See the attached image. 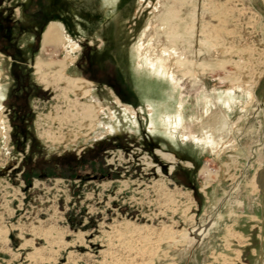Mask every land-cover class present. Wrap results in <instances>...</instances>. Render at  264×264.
Wrapping results in <instances>:
<instances>
[{
	"label": "rangeland",
	"instance_id": "rangeland-1",
	"mask_svg": "<svg viewBox=\"0 0 264 264\" xmlns=\"http://www.w3.org/2000/svg\"><path fill=\"white\" fill-rule=\"evenodd\" d=\"M259 8L254 0H0V19L30 30L20 44L50 93L31 101L32 158L118 145L102 181L55 167L45 177L40 167L30 172L11 137L0 52V264H264ZM49 23L63 26L60 46H42ZM39 64L64 82L43 84Z\"/></svg>",
	"mask_w": 264,
	"mask_h": 264
},
{
	"label": "flooded vegetation",
	"instance_id": "flooded-vegetation-1",
	"mask_svg": "<svg viewBox=\"0 0 264 264\" xmlns=\"http://www.w3.org/2000/svg\"><path fill=\"white\" fill-rule=\"evenodd\" d=\"M41 5L42 4H40V9L34 15V17H38L36 21L39 20L40 11L44 10V7ZM42 14L44 15V13ZM20 25L21 22L19 20L0 19V52L5 54V58L9 62L7 65V76H5L4 79L3 103L11 127V137L18 147L21 146L24 148L26 155L23 161L24 164L30 166V172H32V169L40 167L42 171L40 173L41 177L48 175V172L53 171L51 168L54 167L57 168V172L61 174H74L77 178L86 182L92 181L93 177H96V180L93 181H102L105 178L111 177L112 170L106 168V166L110 164H104V162L107 160L108 154L111 155L112 153L108 152L113 150L115 146H118L115 142L109 144L100 141L95 144L96 148L90 147L89 150L83 152L78 158H75L69 151H63L62 153H58L57 156L52 157L46 155L44 158L41 156L32 158L33 153H35L33 150L34 144H36L39 139L36 136V132L31 127L35 114L34 106L31 105V101L36 97L47 99L50 93H48L47 89L42 88L34 77L35 73L32 71L33 66L30 65L32 57L23 49L24 45L21 47L20 44V37H22L26 31L30 30L28 28L19 30ZM36 25L39 26L37 23ZM115 86L116 84L112 83V87L114 88ZM253 95L255 98L259 97L261 100L258 111L261 112V116L264 117V70H262ZM144 149H147L149 152L152 151L151 146L147 148L144 147ZM31 162H33V164H30ZM93 163L100 166L98 172L94 171L95 167L92 166ZM78 165L84 168L87 166L90 169H86L83 175L78 174Z\"/></svg>",
	"mask_w": 264,
	"mask_h": 264
},
{
	"label": "bare ground",
	"instance_id": "bare-ground-1",
	"mask_svg": "<svg viewBox=\"0 0 264 264\" xmlns=\"http://www.w3.org/2000/svg\"><path fill=\"white\" fill-rule=\"evenodd\" d=\"M262 2V0H261ZM263 4V2H262ZM264 6V5H263ZM63 40V26L61 24L58 23H51L48 25V27L46 28L43 36H42V46H60ZM37 71L36 73L40 76L41 78V82L43 84H47L49 80H54V85L60 84L62 82H64V77L57 73V74H53V73H44L42 70V65H37ZM50 69V67H49ZM76 84V81H70L68 82L69 86H74ZM66 98V97H64ZM75 105V104H74ZM88 108V106H87ZM91 108V107H89ZM91 115V114H90ZM222 130H225L226 128H228V126H226L225 124H222ZM227 131V130H226ZM158 157H160L162 160H166L169 163H172V157L171 155L168 154H160V152H156L155 153ZM259 190V189H258ZM201 232L198 230H192L189 234L191 236H193V238H197L199 239V236Z\"/></svg>",
	"mask_w": 264,
	"mask_h": 264
},
{
	"label": "water",
	"instance_id": "water-1",
	"mask_svg": "<svg viewBox=\"0 0 264 264\" xmlns=\"http://www.w3.org/2000/svg\"><path fill=\"white\" fill-rule=\"evenodd\" d=\"M254 1H255L256 5L261 6V8H259V11L264 16V7H263L261 0H254ZM93 180H96V177H93ZM256 184H257V187L259 189V192L263 193V191H264V167L257 175Z\"/></svg>",
	"mask_w": 264,
	"mask_h": 264
},
{
	"label": "trees",
	"instance_id": "trees-1",
	"mask_svg": "<svg viewBox=\"0 0 264 264\" xmlns=\"http://www.w3.org/2000/svg\"><path fill=\"white\" fill-rule=\"evenodd\" d=\"M28 170H29V169H28ZM28 170H27V171H28ZM82 181H83V180H82Z\"/></svg>",
	"mask_w": 264,
	"mask_h": 264
}]
</instances>
